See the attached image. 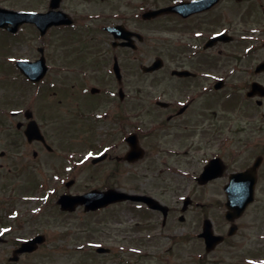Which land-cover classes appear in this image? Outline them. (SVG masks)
I'll use <instances>...</instances> for the list:
<instances>
[{"label": "flooded vegetation", "instance_id": "obj_1", "mask_svg": "<svg viewBox=\"0 0 264 264\" xmlns=\"http://www.w3.org/2000/svg\"><path fill=\"white\" fill-rule=\"evenodd\" d=\"M39 5L37 12L51 11L53 24L44 35L32 27L37 41L35 54L33 50L25 55L12 54V35L0 29V88L3 87L0 140L3 144L6 141L8 147L17 150L21 135L29 146L45 149L42 142H28L24 136L28 122L35 121L46 144L51 146L50 135L42 123L50 119L60 136L77 134L79 141H94L97 154H106L104 161L90 163L101 175L134 174V167L154 152L160 163L155 177L166 180L170 175L181 177L183 174L190 179L191 189L181 197L175 194L178 184L163 186L164 181L140 184L128 191L111 184L103 185L97 188L101 192L111 189L131 196L151 197L166 212L132 200L107 204L96 211H86L85 217H89L86 221L54 225L53 228H60L61 239L49 241L53 236L39 233L44 237L42 244L33 252L20 254L17 261L11 262L9 257V264L43 255L46 246H52L49 242L54 247L47 253L57 252L60 246L55 244L62 243L60 248L64 249L60 252L67 253L68 257L79 254L76 264H257V260L264 264V216L254 231L255 240L260 242L257 253L211 256L229 240L244 235L245 226L241 221L250 206L231 222L225 219L224 186L229 181L228 175L234 172L202 183L198 180L200 173L190 177V173L181 171L180 161L171 162L189 157L196 163L204 160L203 168L217 158L224 170L220 154L207 157L208 151L228 147L235 136L245 131L256 138L254 143L259 142L257 110L263 105L264 96L260 98L253 93L250 97L248 92L255 82L264 85L257 80L264 70L256 72L264 64V0H42ZM158 11L162 14L153 16ZM124 33L127 39L123 38ZM123 42L129 47L122 45ZM146 44L153 55L152 61L159 59L168 65L167 69L151 73L155 87L151 97L141 88H127L125 78L126 55L133 56L132 61L138 60ZM40 58L45 62L47 73L33 85L44 88L48 98L25 102L23 98L29 93L12 89L16 75L19 82H29L17 70L16 63L36 62ZM115 64L120 79L116 78ZM179 72H185L186 76L178 75ZM170 135L182 140L179 147L165 139ZM152 139L159 143L153 146ZM245 140L238 137L242 143ZM129 141L137 142L144 152L137 161L126 159L131 149ZM249 145L247 142L245 146ZM6 155L7 152H0L1 158L5 159ZM32 155L36 157L37 153ZM256 156L262 158L258 153ZM12 170L8 168L10 173ZM217 179L224 182L222 198L216 199L220 217L215 223L207 211L196 214L189 209L193 206L202 209L204 203L195 198L194 190ZM172 187L176 190H172V196L180 203L175 214L173 207L155 196L163 195L155 191L169 192ZM118 209L136 215L129 221L119 220L116 225L121 227L115 234L108 226L116 220L112 214ZM206 220L212 233L222 236L210 249L201 236ZM97 228L103 231L95 232ZM11 244L12 256L21 244L14 241Z\"/></svg>", "mask_w": 264, "mask_h": 264}, {"label": "rangeland", "instance_id": "obj_2", "mask_svg": "<svg viewBox=\"0 0 264 264\" xmlns=\"http://www.w3.org/2000/svg\"><path fill=\"white\" fill-rule=\"evenodd\" d=\"M42 0H0L3 4H7L8 6H14L18 9L28 8L29 10L37 9L40 5L39 3ZM34 32L32 28L26 26L23 33L19 35V41L13 40L11 43V50L13 53H17L19 55H25L27 52H36L35 44L36 38L34 37ZM149 47L146 44L140 51V55L138 60L132 61L133 56L126 55L127 61L125 64L126 67V85L130 90L134 88H141L144 90V93H148V96H153L155 87H153V76L150 74L143 75L141 73V67L144 65H149L152 61V53H150ZM164 69L168 68L166 62H164ZM54 76H52L53 78ZM241 79V78H238ZM257 80L261 83L264 82V73L263 75L257 76ZM13 86L12 89L14 92H28L27 96L23 98L25 102L27 99L30 101L38 102L45 100L44 98H48L47 95L43 92L44 88L35 87L29 82L23 83L19 82L18 76H15V79L12 81ZM3 87L0 88V90ZM13 92V93H14ZM224 91L221 92V94ZM242 94V93H241ZM262 106L258 108L257 115L258 121L260 125V131L257 133L259 142L254 143L255 137L249 135L248 132H244L241 137L242 139H246L244 143L242 141H238V137H236L233 142L228 145V147H223L222 150L213 148L208 151L207 157L212 156V154L219 153L221 159L225 164V172L227 173L235 172L241 170L245 167L249 162H253L256 154L262 155L264 157V101H262ZM217 108V104L215 105ZM219 107V106H218ZM42 123L45 125V131L49 136V145L52 146L53 152H47L42 146H29L24 137L20 135L19 137V148L17 150L14 147H8V143L6 141L0 140V152H7L6 158L3 159L0 157V166L4 168H0V217L6 220V228L0 224V234H3L2 237L7 241V243H0V264H9L8 260L11 251V243L12 241H22L33 237V235L41 232H47L49 235L53 236L54 239L49 238L51 240L61 239L62 232L60 228H53L54 225H63L65 223L75 222V221H86L89 217L83 214V211L77 210L70 217L68 215L62 217L56 214V211L53 209L58 208L56 205V198L58 195L63 194V192L74 193H83L85 190L101 188L103 185L111 184L113 186H119L124 190H131L133 187H138L140 184H156L163 182V186L167 183L168 185H176L175 188L178 187L177 191L174 187L170 189L169 192L167 190L160 189L159 191H155V193L163 195H155L158 200L162 199L168 206L173 207L175 210L173 213L178 212V207L180 205L179 201H175L173 198L172 190L176 191L175 194L185 195L189 192L190 188V179L181 174L177 175H168L169 177L166 180L163 177H155L156 170L159 169L160 163L158 162V157L154 152L148 154V157L144 159L142 162H139L134 167V174H123L119 173L116 176L103 175L96 172V168L90 164V159L83 162H77L76 165L69 164L65 162V155L71 151L72 149L75 151L76 157L75 160L79 158H83V156L92 157L97 152L96 150L90 149L94 145V141L85 142L79 141L78 135H61L58 133L56 124L53 120H42ZM172 132L173 129L169 128ZM251 139H250V138ZM255 138V139H254ZM166 140H172L174 142L175 147H179L182 140H175L174 136H168L165 138ZM2 140H4L2 138ZM153 141L155 139H152ZM79 141V142H78ZM247 142H250L249 146H245ZM159 142L154 141L152 143L153 146H156ZM171 143V142H169ZM159 146V145H158ZM67 150V151H66ZM33 152L37 153L36 157H33ZM81 161V160H80ZM180 161L182 165L181 171L184 173H190V177L195 174H199L202 171V166L204 160L196 161L190 160L188 158L180 157L178 160H171L173 163H177ZM111 165V164H109ZM105 167V166H104ZM8 168H12L13 172L10 173ZM98 168V167H97ZM150 168V169H149ZM260 180L256 185L255 199L254 203L250 205L247 210V214L245 218L241 221L244 224V228L242 229L243 236H237L236 238L229 240L227 245L221 247L217 253L212 254L211 256H238L242 254H247L249 251L252 253H257L260 249V242L255 240V230L259 228L260 222L264 216V163L259 167ZM105 172V170H104ZM74 179V185H72L69 189L64 188V184L68 180ZM224 182L223 179H217L208 185H205L203 188H196L194 191L195 198L204 205L202 209L196 208L193 206V209H189V212L198 213V211L205 212L207 211L212 215L213 219L218 220L220 217V213H218L216 199L222 198L221 195V186ZM193 184V182H191ZM17 193L14 194L13 191ZM54 192L57 194L56 198L53 199ZM14 196V197H12ZM9 198L8 203L5 204L6 198ZM18 197H20L18 199ZM1 201H5L4 204ZM175 201V202H173ZM56 205V207H54ZM48 210H52L50 212ZM136 214L127 213L126 210H117L113 211L112 218H116V220L112 221V225H109V229H114V233L121 227V224L116 225L119 220L129 221L131 217H134ZM190 220V218H189ZM221 227L222 223L220 222ZM62 227V226H61ZM221 227L219 230H221ZM228 225L223 228L226 230ZM10 229L9 233H5L4 230ZM103 231L102 228H97L94 231ZM177 230V227H176ZM93 234L96 236L97 234ZM99 235L101 232L98 233ZM54 247V244L49 242ZM237 247H235V244ZM62 243H57L55 246H61ZM58 248V251L55 253H47L51 251V249L43 250V255L37 256L31 259H24L20 264H76V260L80 258L77 253L75 256H67V253L60 252L64 248ZM263 263L262 260H257L256 263Z\"/></svg>", "mask_w": 264, "mask_h": 264}, {"label": "water", "instance_id": "obj_3", "mask_svg": "<svg viewBox=\"0 0 264 264\" xmlns=\"http://www.w3.org/2000/svg\"><path fill=\"white\" fill-rule=\"evenodd\" d=\"M48 15V14H45ZM39 15L37 14H32V13H17V12H9L6 10H3L2 8L0 9V26H2L3 21L9 19V21H11V23H13V21L15 22L14 27L12 29H15L19 24H22L23 22H29V23H35V24H41L44 25L45 22H42L41 18L43 17H38ZM13 20V21H12ZM157 67V65L154 63V65H152L151 67L148 68H144L145 71H153L155 70V68ZM259 160L256 161V163L248 168V170H246L244 173H240V174H235L233 176H231L230 180V184L227 185L225 187L226 190L229 191V187L232 190H239L242 191V194H233L231 195V193H229L228 195V199H227V207L230 210H233V213L231 212H227V217L228 218H232L233 216H237L238 213H240L241 209H244L250 202H252L253 199V186L255 184V174H256V166L258 165ZM205 173L202 175V177L200 178V181L206 180L208 178H212L211 175V167H206L205 168ZM236 182H242V183H246V187L244 188H234L231 187L232 183H236ZM230 190V191H232ZM238 194V195H237ZM110 199L108 201H112V195H110ZM109 198V197H107ZM100 202H102V200L100 199L99 196L96 195L95 196H84V197H74V198H67V197H63L61 200V204L62 207H75L76 204H86V205H96L99 204ZM208 233V231H206ZM221 238L216 237V238H211L209 241L210 242H216L218 240H220ZM209 241L207 240V242L209 243Z\"/></svg>", "mask_w": 264, "mask_h": 264}]
</instances>
